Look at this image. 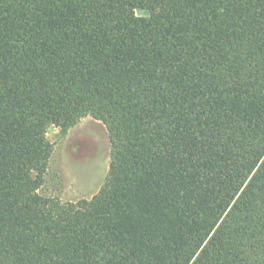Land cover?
Wrapping results in <instances>:
<instances>
[{
    "label": "trees",
    "instance_id": "1",
    "mask_svg": "<svg viewBox=\"0 0 264 264\" xmlns=\"http://www.w3.org/2000/svg\"><path fill=\"white\" fill-rule=\"evenodd\" d=\"M88 116L63 201L47 132ZM0 264H264V0H0Z\"/></svg>",
    "mask_w": 264,
    "mask_h": 264
},
{
    "label": "rangeland",
    "instance_id": "2",
    "mask_svg": "<svg viewBox=\"0 0 264 264\" xmlns=\"http://www.w3.org/2000/svg\"><path fill=\"white\" fill-rule=\"evenodd\" d=\"M53 153L47 174V192L63 201L90 198L102 185L110 158L106 126L90 116L81 119L65 135L50 127Z\"/></svg>",
    "mask_w": 264,
    "mask_h": 264
}]
</instances>
